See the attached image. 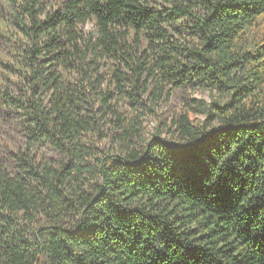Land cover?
Instances as JSON below:
<instances>
[{
  "label": "trees",
  "instance_id": "obj_1",
  "mask_svg": "<svg viewBox=\"0 0 264 264\" xmlns=\"http://www.w3.org/2000/svg\"><path fill=\"white\" fill-rule=\"evenodd\" d=\"M7 3L0 264H264V0ZM167 85L228 99L143 138Z\"/></svg>",
  "mask_w": 264,
  "mask_h": 264
},
{
  "label": "rangeland",
  "instance_id": "obj_2",
  "mask_svg": "<svg viewBox=\"0 0 264 264\" xmlns=\"http://www.w3.org/2000/svg\"><path fill=\"white\" fill-rule=\"evenodd\" d=\"M53 1L59 2L60 0ZM10 21L11 15L7 0H0V88L7 85L13 88L14 83L18 80L17 75L12 71L9 72L7 68L10 65L14 67V70L17 69L13 61L17 48L15 39L17 36ZM245 35L264 45V17L257 18ZM171 87L172 85H167L166 93L161 95L157 103L152 107L150 104L147 105L142 115L139 116L143 138L155 135L177 142L179 141L177 132L172 134L175 128L173 122L180 115L186 114L188 121L193 126H202L207 122L203 113L197 111L195 107H191L194 106L192 100H201L207 104L212 101L222 103L228 99L225 93L198 85L175 88L173 91L170 90ZM21 140L22 134L17 124L9 123L5 119L0 121V159L6 158L7 160L6 149H14ZM43 153L52 154L48 151H43Z\"/></svg>",
  "mask_w": 264,
  "mask_h": 264
}]
</instances>
